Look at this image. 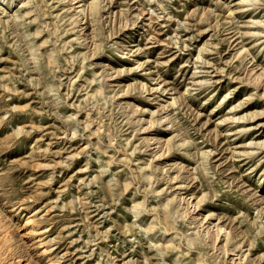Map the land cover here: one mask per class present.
<instances>
[{
  "label": "rangeland",
  "instance_id": "obj_1",
  "mask_svg": "<svg viewBox=\"0 0 264 264\" xmlns=\"http://www.w3.org/2000/svg\"><path fill=\"white\" fill-rule=\"evenodd\" d=\"M0 264H264V0H0Z\"/></svg>",
  "mask_w": 264,
  "mask_h": 264
},
{
  "label": "bare ground",
  "instance_id": "obj_2",
  "mask_svg": "<svg viewBox=\"0 0 264 264\" xmlns=\"http://www.w3.org/2000/svg\"><path fill=\"white\" fill-rule=\"evenodd\" d=\"M45 252H49V251L45 250Z\"/></svg>",
  "mask_w": 264,
  "mask_h": 264
}]
</instances>
